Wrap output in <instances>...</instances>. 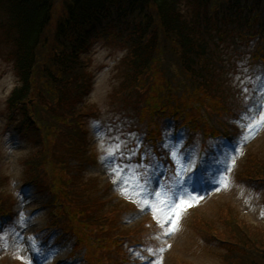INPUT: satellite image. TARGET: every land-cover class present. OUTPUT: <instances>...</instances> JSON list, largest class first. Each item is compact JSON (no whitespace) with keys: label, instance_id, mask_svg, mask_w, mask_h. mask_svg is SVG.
<instances>
[{"label":"trees","instance_id":"1","mask_svg":"<svg viewBox=\"0 0 264 264\" xmlns=\"http://www.w3.org/2000/svg\"><path fill=\"white\" fill-rule=\"evenodd\" d=\"M56 1L0 0V52L10 43L7 58L19 77L9 115L13 106L27 104L17 123L42 130L31 135L30 163L35 170L52 169L53 179L65 187L59 193L69 189L62 196L71 220L83 214L86 223L92 219L73 198L79 185L68 182L77 169L72 163L91 146L77 116L82 101L74 102L75 110L67 108L81 89L92 86L86 57L97 40L116 36L126 42L119 90L144 103L143 114L158 123L155 135L172 118L177 129L187 130L186 145L234 138L242 105L237 99L244 95L240 53L264 51V0H63L60 8ZM239 177L260 184L264 160L250 156ZM7 193L0 173L1 211ZM227 217L222 228L212 223L210 230L232 250L224 255L228 264H264L263 231L234 213Z\"/></svg>","mask_w":264,"mask_h":264},{"label":"rangeland","instance_id":"2","mask_svg":"<svg viewBox=\"0 0 264 264\" xmlns=\"http://www.w3.org/2000/svg\"><path fill=\"white\" fill-rule=\"evenodd\" d=\"M62 2L63 0H57L56 7L59 4L58 8H60ZM58 8H56V11ZM5 42L4 48L0 52V173L7 178L6 187L10 188L11 193H14L21 185L20 179L24 177L26 169L29 168L26 166V159H28L26 157L30 155V148L32 147L24 140H18L19 136L15 134L13 127H8L9 129L6 127L8 100L13 89L19 84V78L13 60H9L6 54L13 48L10 43ZM111 42H113L111 45L97 43L86 57V60L90 62L91 66L88 70L93 75L94 81L92 91L84 99L87 104L84 103L85 105L82 109L97 106L101 111L102 118L109 115L112 108L120 109L129 105V103H133L132 100L126 99L125 102L112 104L109 100L111 96L116 99L122 96L118 92L117 87L122 72L119 67L122 66V61L126 56L123 42L115 39ZM257 90L258 98L252 101L242 124L244 127L243 142L239 147L231 148L225 152L224 155L220 154L218 160L214 158L209 163L210 166L206 167V174L201 176V185H198L196 192L191 190L190 181L183 182L182 180L193 165L194 158L180 151L181 143L168 142L177 163V171L181 175V187L173 197L177 206L176 211L179 212L177 219L178 230L170 235H165L164 232L169 225H164L160 240L168 243V250H166L160 264H226L219 255L220 249L208 245L202 238L204 235L205 237L213 238L210 234L216 233H209L206 229H202L201 226L205 227V225L203 223L198 225L197 222L210 221L218 222L221 225L219 216L223 214L224 216L225 214L229 215L231 211L244 217L247 223L262 227L258 228L260 234L262 233L260 230L263 231L261 237L264 238V194L252 191V189L236 180L250 156L256 155L258 159L264 160V124L253 129L247 127L250 122L259 118V112L264 111V82L257 85ZM226 102L227 100L225 99L224 107ZM141 114L142 112H139L137 115L143 123L148 125L154 123L155 120L143 119ZM88 126L92 133L90 141L94 146L93 164L88 166L89 169L84 170L78 177L80 180L79 184H85L84 190L86 189L87 197L98 198L100 187L106 181H112L114 188H109V190L112 189V192L106 194L107 197L123 196L139 204L140 211L134 210L122 215L125 223L137 221L142 214H145L143 212L148 211L157 217L151 207L142 203V197L138 194V190H134L131 184L124 182L126 177L133 174V170L138 171L137 168L129 165L122 166L119 163L106 160V153L116 152L117 146L119 148L123 146L124 143L121 138L105 136L102 132L97 131V123L95 121H90ZM245 137L248 138L245 139ZM84 154L89 155L90 151L88 150ZM117 167L124 169L121 177H117L114 171ZM70 175H74V173H70ZM83 175H85L84 181L81 179ZM156 183L157 179L147 183L148 189L151 191L154 188L157 189L156 191H161L168 195L162 187L158 188ZM225 183H227V187L224 186ZM125 188H127V191L124 190ZM27 194L28 196H14L20 199L15 204L17 215L19 209L26 210V207L31 209L47 199L46 194L41 193L39 196L32 198L29 203L31 194L28 192ZM148 199L152 203H156L154 197H148ZM181 200L185 202L183 205H181ZM58 201L63 202V197H60ZM125 204L123 200L117 197L116 200L114 199L113 202L110 201L108 203L107 208L110 209L116 205L122 208ZM19 217L21 219V213ZM37 222L41 223L44 220L40 218ZM24 226L32 227L33 230L38 224L22 222L20 228L22 229ZM250 227L252 232L258 231V229ZM17 240L18 244L15 243ZM16 255L22 258L26 257L22 239L19 236H15L13 231L11 233L0 232V264H12L13 259L11 258Z\"/></svg>","mask_w":264,"mask_h":264},{"label":"snow or ice","instance_id":"3","mask_svg":"<svg viewBox=\"0 0 264 264\" xmlns=\"http://www.w3.org/2000/svg\"><path fill=\"white\" fill-rule=\"evenodd\" d=\"M247 89H244L246 91ZM264 124V111L259 112V118L254 119L250 122L247 127L249 129L257 128L260 125ZM248 137H245L247 139ZM117 151H119V146H117ZM109 156H115V152H109ZM117 177H121L124 173V169L119 167L114 169ZM124 182L126 184H131L134 190H138V194L142 197V203L145 206L151 207L154 213L157 215V222L160 223L163 228L165 224L169 227L165 230V235H170L171 233L178 230L177 219L179 217V212L176 211V205L174 200L171 197L166 195L164 192L149 190L147 187V179L142 177L138 171L133 170V174L125 178ZM227 187V183L224 185ZM127 191V188L124 189ZM148 197H154L156 203H152ZM185 202L181 200V205ZM190 206V205H188ZM164 251V249H160ZM21 259H23L21 257Z\"/></svg>","mask_w":264,"mask_h":264}]
</instances>
